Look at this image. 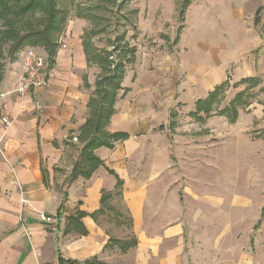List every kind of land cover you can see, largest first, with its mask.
<instances>
[{
	"label": "crops",
	"instance_id": "obj_1",
	"mask_svg": "<svg viewBox=\"0 0 264 264\" xmlns=\"http://www.w3.org/2000/svg\"><path fill=\"white\" fill-rule=\"evenodd\" d=\"M86 31L81 36L64 31L51 64L44 47L26 48L47 60L50 69L47 85L27 95L15 92L23 66L22 52L0 68V264H251L243 253L232 261L234 250L218 245L215 239V220L202 214L196 220L182 193L177 197L160 188L152 190L151 178L142 181L131 175L130 169L127 171L125 164L134 166L133 142L141 135L144 120V115L131 107L134 96L128 95L130 87H125L129 92L118 100L108 129L111 133H126L129 138L116 143L113 149L95 150L104 164L91 177L72 178L84 146L78 138L80 129L89 115L90 96L84 90L92 86L86 71L97 66L87 62L83 44ZM253 35L247 33L243 40L237 37L229 47L221 43L225 49L220 57L217 48L196 43L198 48L212 52L213 60L203 66L187 53V47L182 53L184 34L176 36L177 51L190 62L188 67L181 66L182 70L177 67L189 76L180 84V79L176 82L174 95L191 107L187 114L192 119L211 121L213 113H192L198 101L218 86L217 76L223 79V74L229 72L234 82L264 77V38ZM122 37L129 48L135 49L137 60V48L124 35L117 39ZM93 43L96 46L95 37ZM244 46L251 49L249 53L243 51ZM215 63L218 68L223 64L221 74H216ZM125 80L126 75L123 86ZM36 101L42 106L37 107ZM166 115L173 134L169 136L177 137L173 140L177 144L168 145L167 137L168 142L161 145L160 173L172 167L174 154L182 168L198 167L201 156L196 154L194 136H190L194 145L185 149L179 139L177 118H181L168 109ZM2 117H7L9 123H3ZM160 129L166 128L161 125ZM156 151L151 149L152 159ZM117 176L123 181L121 194L116 193ZM41 214L54 217L55 222L42 223ZM23 218L26 225L21 222Z\"/></svg>",
	"mask_w": 264,
	"mask_h": 264
},
{
	"label": "rangeland",
	"instance_id": "obj_2",
	"mask_svg": "<svg viewBox=\"0 0 264 264\" xmlns=\"http://www.w3.org/2000/svg\"><path fill=\"white\" fill-rule=\"evenodd\" d=\"M59 5L70 10L67 34L81 36L84 30H103L95 37L98 48L113 49L119 35H124L137 48V60L127 66L124 87H130L128 95L134 96L131 107L137 109L138 115H144V120L139 129L141 135L133 142L134 166L125 164L127 171L130 169L131 175L142 181L148 182L151 178L152 190L160 188L177 197L182 193L196 220L201 214L211 221L214 219L218 225L215 239L218 245L234 250L233 262L243 253L248 261L264 264V77L260 85L249 89L251 104L239 108L235 122L219 112L247 85L233 87L238 81L234 82L229 72L223 74V79L216 77L218 85L225 82L229 87L220 96L213 118L207 123L192 119L187 114L191 107L179 102V95H174L176 82L180 79V84L189 76L180 71L181 66L188 67L190 62L177 51L176 36L184 34L182 53L187 47L195 62L206 65L213 60L212 52L195 46L198 42L217 48V57H220L225 49L221 43L229 47L237 37L243 40L247 33L264 38V0H59ZM80 10L90 12L99 20L78 17ZM39 18V13L30 15L19 26L24 28ZM243 49L246 54L251 50L246 46ZM10 61L5 54L1 59L3 69ZM222 65L218 68L215 63L216 74H221ZM86 73L92 87L84 90V94L89 97L100 69L93 66ZM167 109L181 118L180 121L177 118L181 128L179 139L185 149L194 145L190 137L194 136L198 146L196 154L201 156L198 167L182 168L177 165L174 154L172 167L160 173L161 145L168 141L173 147L177 144V137L169 136L173 134L169 130L170 119L166 118ZM161 125L166 128L164 131ZM153 148L157 151L152 159ZM198 208L203 211H196ZM260 219L262 225L255 231Z\"/></svg>",
	"mask_w": 264,
	"mask_h": 264
},
{
	"label": "trees",
	"instance_id": "obj_3",
	"mask_svg": "<svg viewBox=\"0 0 264 264\" xmlns=\"http://www.w3.org/2000/svg\"><path fill=\"white\" fill-rule=\"evenodd\" d=\"M37 13L40 14V18L36 23L27 24L24 28L19 26L21 21L30 15L36 16ZM69 15L70 10L60 7L59 0H0V68L2 67L1 59L5 54L11 60H15L18 53L26 48L34 47H44L48 51L50 64L53 63L59 47L58 41L65 31ZM78 16L99 20L90 12L83 13L82 10L78 11ZM181 22H184V17L181 18ZM181 29L182 27L180 31ZM102 31H86L83 38L88 64L99 66L101 72L97 76L95 88L87 105L88 118L80 129L78 138L84 146L73 170V179L79 176L89 178L99 166L104 164L95 155L96 149L102 147L113 149L116 143L129 138L126 133H111L108 129L117 111L118 100L124 98L129 92V89L123 86V80L127 66L135 63V49L129 48L123 42L124 37L115 39L113 49L97 48L93 38ZM261 82L260 78L250 77L234 84L233 87L247 85V88L237 93L229 105L219 112V115L235 122L238 119L239 108L251 104L248 101L249 89L257 87ZM87 86L90 88L89 85ZM228 87L229 85L225 82L218 85L206 99L198 101L196 111L192 114L194 116L199 113L208 116L212 114L220 96L227 91ZM117 180L116 193L121 194L123 181L118 176ZM261 224L260 219L254 227L255 231L261 227Z\"/></svg>",
	"mask_w": 264,
	"mask_h": 264
},
{
	"label": "built area",
	"instance_id": "obj_4",
	"mask_svg": "<svg viewBox=\"0 0 264 264\" xmlns=\"http://www.w3.org/2000/svg\"><path fill=\"white\" fill-rule=\"evenodd\" d=\"M25 50H23L21 54L23 59V66L15 87V92L21 96L31 93L32 90L36 88L47 85V79L50 74L47 60H45L43 57L33 52L32 50ZM36 106L41 107V102L36 101ZM1 121L5 124L9 123V119L7 117H2ZM1 142L2 141L0 140V146ZM23 202H25L24 199ZM40 221L44 224L50 225L55 222V219L50 215L41 214ZM21 222L23 225L27 224V220L25 218L21 219Z\"/></svg>",
	"mask_w": 264,
	"mask_h": 264
}]
</instances>
